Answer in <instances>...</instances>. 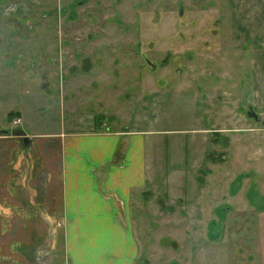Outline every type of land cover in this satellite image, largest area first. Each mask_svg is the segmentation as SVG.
Here are the masks:
<instances>
[{
  "label": "rangeland",
  "instance_id": "374dc122",
  "mask_svg": "<svg viewBox=\"0 0 264 264\" xmlns=\"http://www.w3.org/2000/svg\"><path fill=\"white\" fill-rule=\"evenodd\" d=\"M51 2L0 0V125L58 137L96 127L142 136L146 183L124 202L137 249L132 264H264V218L230 216L225 207L237 205L220 196L237 192L248 174L251 201L263 166L232 160L212 173L202 160L220 148L216 125L231 123L230 107L263 128L249 112L264 118L252 104L264 78L262 58L252 53L264 41L257 37L264 0ZM246 136L264 144V133ZM113 151L102 160L123 154ZM70 264H77L71 255Z\"/></svg>",
  "mask_w": 264,
  "mask_h": 264
},
{
  "label": "crops",
  "instance_id": "0c3cea01",
  "mask_svg": "<svg viewBox=\"0 0 264 264\" xmlns=\"http://www.w3.org/2000/svg\"><path fill=\"white\" fill-rule=\"evenodd\" d=\"M39 1L45 6L52 3ZM257 34L258 38L263 36L264 29ZM252 49V53L260 54L264 68V41ZM253 100L254 108L259 107L264 113V78L257 103L254 95ZM233 101L238 103V98ZM230 109L226 118L231 123L216 125L221 135L228 136L227 141H217L220 148L209 150L206 155L204 152L202 160H208L212 173L219 165H233V161L234 165L239 162L246 167L263 166L253 175V182L260 184L262 192L257 188L255 194H249L251 201L260 202H251L244 195L243 180L251 182L248 174L241 178L237 192L231 195L227 189V193L220 195L222 200L227 197V201L233 199L237 205L233 212L225 207L228 215L249 212L262 219L264 144H250L246 133L261 134L264 130L244 113L238 116ZM17 119L24 123L23 118ZM7 126L0 125V129L10 130L0 134V264H70V255L77 264H132L137 249L124 202L146 183V141L142 136L126 129L87 132V128H78L58 137L52 130L26 133L23 128ZM224 132L232 133L234 139ZM22 135L30 138L28 145L23 144ZM118 141V150L114 152ZM231 147L237 150L233 158L227 156ZM120 150L123 154L119 153V159L111 158L114 162L109 158L102 160L108 152L113 151V156ZM95 168L102 171L100 178ZM220 191L215 186V194ZM49 247L51 253L47 251Z\"/></svg>",
  "mask_w": 264,
  "mask_h": 264
},
{
  "label": "flooded vegetation",
  "instance_id": "af4514ba",
  "mask_svg": "<svg viewBox=\"0 0 264 264\" xmlns=\"http://www.w3.org/2000/svg\"><path fill=\"white\" fill-rule=\"evenodd\" d=\"M178 14H179V16H182L183 15V7H182V5H180L179 6V9H178ZM52 30L54 31L55 29L54 28H52ZM212 32H214V31H212ZM53 33H51V35H52ZM56 36V35H55ZM54 36V37H55ZM56 63V62H55ZM153 67H155L154 66V64H153ZM244 101H245V99H244ZM238 106H240V107H242V105H241V102H239V104H238ZM264 114V113H263ZM249 115L252 117V118H257L256 120H260V124H261V127H263L262 129L264 130V118H258V116H257V114L255 113V112H253V111H251V112H249ZM246 116V115H245ZM261 117V116H260ZM250 121H252L251 119H250ZM253 122V121H252ZM255 123V122H254ZM123 129H127V128H123ZM227 139H228V136H223V135H219V136H217V138H216V140L219 142V143H223V142H226L227 141ZM252 214V213H251Z\"/></svg>",
  "mask_w": 264,
  "mask_h": 264
},
{
  "label": "water",
  "instance_id": "95a60500",
  "mask_svg": "<svg viewBox=\"0 0 264 264\" xmlns=\"http://www.w3.org/2000/svg\"><path fill=\"white\" fill-rule=\"evenodd\" d=\"M23 144L28 145L30 143V139L27 136L22 137Z\"/></svg>",
  "mask_w": 264,
  "mask_h": 264
},
{
  "label": "trees",
  "instance_id": "16d2710c",
  "mask_svg": "<svg viewBox=\"0 0 264 264\" xmlns=\"http://www.w3.org/2000/svg\"><path fill=\"white\" fill-rule=\"evenodd\" d=\"M11 113H12V112H11ZM11 113H9V115H10ZM96 130H99V128L96 127ZM5 132H6L5 130H0V134H3V133H5Z\"/></svg>",
  "mask_w": 264,
  "mask_h": 264
}]
</instances>
